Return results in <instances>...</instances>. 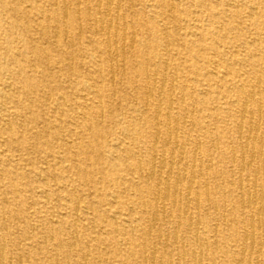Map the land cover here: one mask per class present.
I'll return each mask as SVG.
<instances>
[{
    "label": "rangeland",
    "instance_id": "rangeland-1",
    "mask_svg": "<svg viewBox=\"0 0 264 264\" xmlns=\"http://www.w3.org/2000/svg\"><path fill=\"white\" fill-rule=\"evenodd\" d=\"M85 1L0 0L2 264H168L181 246L196 251L183 228L165 242L178 213L154 205L162 154L177 149L185 164H173L171 177L194 173L216 241L229 256L241 250L262 264L264 248L233 238L249 217L230 183L252 187L253 173L233 151L248 125L264 145V0H112L109 9L107 0ZM58 7L69 14L67 36L52 17ZM255 179L264 189V177Z\"/></svg>",
    "mask_w": 264,
    "mask_h": 264
},
{
    "label": "bare ground",
    "instance_id": "bare-ground-1",
    "mask_svg": "<svg viewBox=\"0 0 264 264\" xmlns=\"http://www.w3.org/2000/svg\"><path fill=\"white\" fill-rule=\"evenodd\" d=\"M85 1V0H84ZM87 1V0H86ZM85 1V2H86ZM59 3L63 4L65 3V0H58ZM98 2V1H97ZM3 3V2H2ZM105 4V3H104ZM98 5V4H97ZM112 5V0H107L106 2V6L108 7V9L110 8V6ZM117 5V4H116ZM115 5V6H116ZM119 6V5H118ZM78 7V6H77ZM117 8V7H116ZM115 8V9H116ZM118 9V8H117ZM77 10V9H76ZM106 10V9H105ZM60 11V12H59ZM108 11V10H107ZM89 12V11H88ZM104 12V11H103ZM170 12V11H169ZM98 13V12H97ZM106 13V12H104ZM109 14V13H107ZM111 14V13H110ZM117 14V13H116ZM170 14V13H169ZM79 15V14H78ZM68 12L66 10H61L59 7L57 8V10H54L52 12V17L53 19L61 22V30H59V32L57 33H64V25L66 24V22L64 21L65 19H68ZM105 16V15H104ZM108 16V15H107ZM111 17V16H110ZM47 18V17H46ZM99 19V17H97ZM109 19V18H108ZM48 20V19H47ZM100 20V19H99ZM95 21V20H94ZM110 22V20H108ZM116 21V20H115ZM65 22V24H64ZM103 22V21H102ZM114 22V21H113ZM121 22V21H120ZM124 22V21H122ZM130 22V21H129ZM8 23V22H7ZM79 23V21H78ZM104 23V22H103ZM117 23V22H116ZM97 25V24H96ZM106 26V25H105ZM127 26V25H126ZM115 27V26H114ZM80 28V26H79ZM116 28V27H115ZM114 28V29H115ZM105 29V28H104ZM79 30V29H78ZM81 30V29H80ZM101 30V29H99ZM108 30V29H107ZM96 31V30H95ZM116 31V30H115ZM78 32V31H77ZM103 33V32H102ZM109 33V32H108ZM55 34V33H54ZM66 34V33H64ZM63 34V36H65ZM100 34V33H99ZM124 34V33H123ZM122 34V35H123ZM130 34V33H129ZM133 35V34H131ZM67 36V34H66ZM116 36V35H115ZM114 36V38H115ZM135 36V35H134ZM107 37V36H106ZM109 37V36H108ZM123 37V36H122ZM132 37V36H131ZM134 38V37H133ZM136 38V37H135ZM66 39V38H65ZM64 39V40H65ZM125 39V38H124ZM130 39V38H129ZM159 39V38H158ZM161 39V38H160ZM107 40V39H106ZM123 40V39H122ZM131 40V39H130ZM112 41V40H111ZM116 41V40H115ZM108 42V40H107ZM114 42V40H113ZM72 43V42H71ZM122 43V42H121ZM4 44V43H3ZM123 44V43H122ZM174 44V43H173ZM113 45V43H112ZM107 46V45H106ZM116 46V45H115ZM130 46V44H129ZM109 47V46H107ZM122 45L120 46L121 49ZM124 48V47H123ZM108 49V48H107ZM114 49V48H113ZM123 50V49H122ZM107 51V50H106ZM110 51V49H109ZM154 51H155V47H154ZM107 53V52H106ZM116 53V52H115ZM122 53V51H121ZM236 54V53H234ZM108 55V54H106ZM105 55V56H106ZM116 55V54H115ZM122 56V54H121ZM124 57V56H123ZM122 57V58H123ZM237 57V56H236ZM113 58V57H112ZM116 58V57H115ZM114 58V59H115ZM118 58V57H117ZM166 58V57H165ZM163 59V58H162ZM166 60V59H165ZM116 62V61H115ZM122 62V61H121ZM124 62V60H123ZM167 62V61H166ZM240 62V61H239ZM110 63V60H109ZM117 64V62H116ZM165 64V63H164ZM110 66V65H109ZM117 66V65H116ZM123 66V64L121 65ZM116 68V67H115ZM124 68V67H123ZM258 68V67H257ZM100 69V68H99ZM263 69V68H262ZM111 70V68H110ZM166 72V71H165ZM113 73V72H112ZM124 73V71H123ZM175 74V73H174ZM111 76V75H110ZM117 76V75H116ZM215 76V75H214ZM259 77V76H258ZM214 78V77H213ZM260 78V77H259ZM257 78V79H259ZM111 79V77L109 78ZM113 79V78H112ZM177 79V78H176ZM175 79V80H176ZM256 80V79H255ZM161 81V80H160ZM256 82V81H255ZM112 85V84H111ZM159 85V84H158ZM157 85V86H158ZM162 85V84H160ZM108 86V85H107ZM253 86V85H252ZM251 86V87H252ZM9 87V86H8ZM113 87V86H112ZM86 88V87H85ZM154 88V87H152ZM165 88V87H164ZM241 89V88H240ZM154 90V89H153ZM198 90V89H197ZM263 90V89H262ZM113 91V90H112ZM148 91V89H147ZM256 91V90H255ZM167 91L166 92V98H167V94H169ZM243 92V91H241ZM257 92H259L257 90ZM97 93V92H96ZM146 93V92H145ZM113 94V93H112ZM151 94V92H150ZM157 95V94H156ZM181 94H179L180 96ZM255 95L254 91L252 90L251 92L247 93L245 95V97L249 100V98ZM145 96V94H144ZM178 96V97H179ZM156 97V96H155ZM181 97V96H180ZM152 98V97H150ZM100 99V98H99ZM153 99V98H152ZM175 99V98H174ZM50 100V99H49ZM168 100V99H167ZM178 100V99H177ZM246 100V99H244ZM256 100V99H255ZM100 101V100H99ZM174 102V101H173ZM245 102V101H244ZM247 102V101H246ZM262 102V101H261ZM160 103V102H158ZM176 103V102H175ZM251 103V102H250ZM180 104V103H179ZM170 105V104H169ZM181 105V104H180ZM262 105V104H261ZM160 106V105H159ZM187 105H185L186 107ZM240 106V105H239ZM255 106V105H254ZM101 107V106H100ZM184 107V106H183ZM188 107V106H187ZM260 107V106H259ZM262 107V106H261ZM257 108V106H256ZM263 108V107H262ZM76 109V108H75ZM169 109V108H168ZM92 110V109H91ZM156 111V109H154ZM189 110V109H188ZM261 108H257L256 110V115H258V119L259 116L261 115L260 113ZM77 111V110H76ZM190 111V110H189ZM262 111V110H261ZM157 111V115H158ZM239 112V111H238ZM251 112V111H250ZM100 113V112H99ZM185 113V110H184ZM246 113V109L243 107H241L240 110V121L242 122V118ZM103 114V113H102ZM169 114V113H168ZM238 114V113H237ZM180 115V114H179ZM188 114H185V116ZM166 117V114H165ZM184 117V116H183ZM155 118V117H154ZM194 118V117H193ZM192 118V119H193ZM247 118V117H246ZM256 118V117H255ZM176 119V118H175ZM201 120V119H200ZM262 120V119H261ZM155 121V120H154ZM166 121L168 123L167 124V135L169 134L171 136V133L173 131V127L171 126V122L168 119V117H166ZM239 121V123H240ZM259 121V120H258ZM7 122V121H6ZM133 122V121H132ZM156 122V121H155ZM164 122V121H163ZM174 122V120H173ZM184 122V120H183ZM182 122V123H183ZM186 122V121H185ZM191 122V120H190ZM160 123V122H159ZM202 123V122H201ZM8 124V123H7ZM256 124V123H254ZM259 124V123H258ZM10 125V124H9ZM175 125V124H174ZM242 126V124H239ZM238 125V126H239ZM248 125V124H247ZM183 126V125H182ZM202 127V126H201ZM207 127V126H206ZM154 128V127H153ZM173 128V129H172ZM204 128V127H203ZM208 128V127H207ZM178 129V128H177ZM178 131V130H177ZM239 132V131H238ZM257 128L252 126V125H248L247 127V137H246V141L243 142V144L237 149H234L233 151H236L234 153H239L241 155V159L239 162V165L242 169H245L246 166L250 169V171L253 173V180H251V185L252 187H248L245 186V184L250 185L249 183H244L242 181L241 178L238 179V181L234 184V183H230V187H231V191L233 193V199L235 200V203L242 209L247 211L249 220L247 222V224L245 223V225L242 226L241 231H236L234 233V240L236 242H241L242 246L245 247L247 246L249 249L248 250H253V248L258 247L259 249L264 248V239H259L257 240V238H255L256 236L259 237H263L264 238V189L263 186L259 187L257 184V181L255 179V177H257L258 175L264 177V164L261 166H252L251 162L255 159V158H262L264 160V145L262 144L261 140L257 139L256 135H257ZM245 133V132H244ZM120 134V133H119ZM241 134V133H240ZM117 135V134H116ZM238 135V134H237ZM156 136V135H155ZM216 136V135H215ZM123 137V136H121ZM174 137V136H173ZM214 137V135H213ZM166 138V137H165ZM165 138H163L165 140ZM168 138V137H167ZM120 139V138H119ZM124 139V138H123ZM140 139V138H139ZM156 139V138H155ZM159 139V138H158ZM215 139V138H214ZM167 140V139H166ZM176 140V139H175ZM122 141V140H121ZM143 141V140H142ZM155 141V140H154ZM162 141V140H161ZM114 142V141H113ZM123 142V141H122ZM177 142V140H176ZM124 143V142H123ZM152 143V142H151ZM114 144V143H113ZM161 144V143H160ZM167 144H169L167 142ZM199 144V141L197 142V145ZM162 145V144H161ZM175 146H177L176 144H174ZM181 145V144H180ZM187 145V144H186ZM212 145V144H211ZM196 146V145H195ZM166 147V144H165ZM186 147V146H185ZM119 148V147H118ZM151 148V147H150ZM162 148V147H161ZM198 149L200 147H197ZM210 148V147H209ZM153 149V148H152ZM189 149V148H188ZM127 150V149H126ZM162 150V149H161ZM232 150V149H231ZM160 152V151H159ZM189 152V151H188ZM194 153V152H193ZM141 155V154H140ZM195 155V154H194ZM162 160L159 165L158 170H161V173L164 172L166 173L165 176H161V177H157L155 174L158 173L156 172V169L154 168H150L149 173L152 177H155V182H154V186L152 187V189L154 190L155 193V198H154V205H162V210L160 211L163 215L165 214V205L169 204L171 209H174L178 214L177 216V221L175 223L174 226V230L172 232V234L169 236H167V240H165V236H162L161 234H157L158 238L162 239V237L164 238L165 242L169 241L170 239L173 240V242H176L178 240V230L180 228H183L186 231V239H188L189 241H192L193 243H195L197 245V250L193 251L191 253H188L185 249L181 248L178 249V251H176L177 255H176V260H168V264H217L216 263V259H217V255L216 254H221L222 255V259H223V264H227L229 262H234L235 264H251L250 261H247L244 257L245 253L240 251H236L234 252L233 255L229 256V251L230 249L226 246V243H222L219 244L216 241V236L218 233V226L217 224H212L214 220L213 218V214L209 213V211L207 212H199V210L201 209V201L199 199V194L195 191H193V187H194V180H195V176L193 172H190L188 174H182L183 173V168H182V173L179 172L177 170V172L174 174L173 177H171V175L173 174V168L172 165L173 164H177L178 165H182L183 163L185 164V157H184V152L182 149H177V151H175L173 153V151H169L164 152L162 154ZM210 158V156H209ZM168 159V160H167ZM152 160V159H151ZM154 161V160H153ZM209 161V160H208ZM152 162V161H151ZM193 162V161H192ZM191 162V163H192ZM201 163V161H199ZM258 163V162H256ZM140 164V163H139ZM138 164V165H139ZM144 164V163H142ZM153 164V163H152ZM236 164V163H235ZM147 165V164H146ZM193 165V164H192ZM151 166V165H150ZM153 166V165H152ZM185 166V165H184ZM211 166V165H210ZM178 167V166H177ZM183 167V166H182ZM146 169V168H145ZM191 169V167H190ZM181 170V168H180ZM193 170V168H192ZM191 170V171H192ZM207 170V169H206ZM141 171V168H140ZM139 171V173H140ZM145 171V170H144ZM202 173V172H201ZM200 174V173H199ZM39 175V174H38ZM41 177V176H40ZM145 177H147L145 175ZM151 177V178H152ZM248 177V176H247ZM246 177V178H247ZM148 178V177H147ZM171 178H173L171 180ZM149 180V179H148ZM206 181V180H205ZM147 183V182H146ZM206 183V182H205ZM46 184V183H45ZM223 184V181H222ZM64 185V184H63ZM161 185V186H160ZM184 186L185 189V194L182 196L179 194V190L180 187ZM204 187L207 188V185H204ZM123 189V188H122ZM14 190V189H13ZM92 190V189H91ZM205 191V190H204ZM208 191V190H207ZM136 192V191H135ZM1 193V192H0ZM74 194V193H73ZM44 196V195H43ZM115 197V196H114ZM113 197V198H114ZM207 197V195H206ZM4 198V197H3ZM46 198V197H45ZM208 198V197H207ZM206 198V199H207ZM76 199V197H75ZM230 201V200H229ZM116 202V201H115ZM66 203V202H65ZM225 203V202H224ZM143 204V203H142ZM73 205V204H72ZM191 206H194L199 213H196L195 215L190 213V208ZM209 206V205H208ZM82 207V206H81ZM116 207V206H115ZM206 206H203V208ZM76 208V207H75ZM74 208V210H75ZM79 208V207H78ZM83 208V207H82ZM215 209V207H214ZM53 211V209H52ZM77 211V210H75ZM206 211V210H205ZM225 211V210H224ZM97 212V211H96ZM171 212V211H170ZM1 213V212H0ZM77 213V212H76ZM91 213H93L91 211ZM53 214V213H52ZM2 215V214H1ZM0 215V216H1ZM51 215V213L49 214ZM3 216V215H2ZM3 219V218H2ZM63 219V218H62ZM156 219V213L154 211L151 220H155ZM51 221V220H50ZM115 222V221H114ZM155 222V221H154ZM157 222V220H156ZM116 223V222H115ZM74 224V223H73ZM132 226V225H131ZM154 227V223L152 225ZM149 227V226H148ZM147 227V228H148ZM152 227V228H153ZM6 228V227H5ZM1 230V229H0ZM116 230V229H115ZM149 230V229H148ZM147 230V231H148ZM158 230V229H157ZM238 230V229H237ZM1 232V231H0ZM151 232V231H150ZM2 233V232H1ZM7 233V232H6ZM10 233V232H9ZM18 233V232H17ZM209 233H212V235L209 237ZM4 234V233H3ZM148 234V233H147ZM239 235V236H238ZM52 236V234H51ZM148 236V235H147ZM7 237V236H6ZM9 238V237H8ZM77 238V236L75 237ZM42 239V237H41ZM180 239V238H179ZM3 240V239H2ZM52 240V239H51ZM45 241V240H44ZM60 242V240H59ZM182 242V241H181ZM73 243V241L71 242ZM183 243V242H182ZM181 243V244H182ZM192 243V244H193ZM60 244V243H59ZM86 244V243H85ZM164 245V244H163ZM167 245V244H166ZM10 246V245H9ZM30 246V245H29ZM70 246V244H69ZM174 247V246H173ZM193 247V246H192ZM3 251V250H2ZM7 252V251H6ZM55 252V251H54ZM153 252H150V254L148 255L150 259L154 260L153 254H151ZM251 253V251H249V254ZM88 254V252H87ZM19 255V254H18ZM56 255V254H55ZM169 255V253H168ZM19 257V256H18ZM11 258V257H10ZM83 258V257H82ZM145 259V258H144ZM258 259V258H257ZM26 260V259H25ZM30 260V259H29ZM50 260V259H49ZM150 260V262L152 261ZM43 261V260H42ZM206 261V262H205ZM257 261V260H256ZM255 261V262H256ZM9 262V261H8ZM37 262V261H36ZM55 262V261H54ZM145 262V261H144ZM28 263V262H27ZM40 263V262H39ZM85 263V262H84ZM0 264H2V257H1V252H0ZM10 264V263H9ZM45 264V263H44ZM53 264V263H50ZM262 264H264V261L262 262Z\"/></svg>",
    "mask_w": 264,
    "mask_h": 264
}]
</instances>
